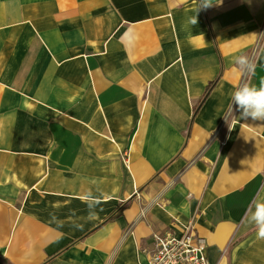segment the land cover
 I'll return each instance as SVG.
<instances>
[{
	"label": "crops",
	"instance_id": "crops-1",
	"mask_svg": "<svg viewBox=\"0 0 264 264\" xmlns=\"http://www.w3.org/2000/svg\"><path fill=\"white\" fill-rule=\"evenodd\" d=\"M212 3L0 0V264H147L189 224L210 264H264V120L232 102L264 0Z\"/></svg>",
	"mask_w": 264,
	"mask_h": 264
},
{
	"label": "clouds",
	"instance_id": "clouds-1",
	"mask_svg": "<svg viewBox=\"0 0 264 264\" xmlns=\"http://www.w3.org/2000/svg\"><path fill=\"white\" fill-rule=\"evenodd\" d=\"M202 6H212V0H201ZM193 24L197 23L196 20L192 21ZM235 62L239 65L241 71H247L254 73L255 65L250 61L246 55H240L235 58ZM233 105L237 107L240 112L241 119L251 118L253 120H264V79L259 81V84H252L245 82L235 89L232 93ZM82 201L86 203L88 209H95V211H89L87 219H95L98 215V206L105 201L102 195H93L89 192L87 195L81 197ZM254 211L249 215V222L254 223L258 229L257 237L264 239V199H257L254 202ZM99 208V211H102ZM52 222L62 226L60 222L56 220L55 215H52ZM77 228H82L83 225L76 224Z\"/></svg>",
	"mask_w": 264,
	"mask_h": 264
},
{
	"label": "built area",
	"instance_id": "built-area-1",
	"mask_svg": "<svg viewBox=\"0 0 264 264\" xmlns=\"http://www.w3.org/2000/svg\"><path fill=\"white\" fill-rule=\"evenodd\" d=\"M155 250L147 264H210L208 242L193 224L181 235H154Z\"/></svg>",
	"mask_w": 264,
	"mask_h": 264
},
{
	"label": "trees",
	"instance_id": "trees-1",
	"mask_svg": "<svg viewBox=\"0 0 264 264\" xmlns=\"http://www.w3.org/2000/svg\"><path fill=\"white\" fill-rule=\"evenodd\" d=\"M202 10H203L204 17L207 19V16H206V13H205V9L203 7H202ZM208 25H209V22H208ZM217 83H218V79H216L215 81L210 82L207 85L204 95L202 96V98L200 99L198 105L195 108V113H197V111L204 104V102L206 101V99L210 96L211 92L213 91V89L215 88V86L217 85ZM126 207H128V204H126L123 207H121L118 210V212L115 214L114 217L119 216L124 211V208H126ZM3 260H4V262L6 264H11L6 258H3Z\"/></svg>",
	"mask_w": 264,
	"mask_h": 264
}]
</instances>
